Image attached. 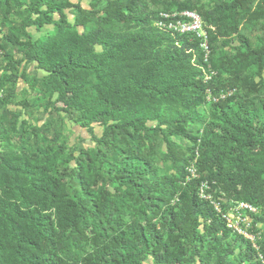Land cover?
I'll list each match as a JSON object with an SVG mask.
<instances>
[{
    "label": "trees",
    "instance_id": "1",
    "mask_svg": "<svg viewBox=\"0 0 264 264\" xmlns=\"http://www.w3.org/2000/svg\"><path fill=\"white\" fill-rule=\"evenodd\" d=\"M209 2L0 0L13 22L0 92L19 80L34 94L22 113L0 97V264H264V238L254 249L198 197L206 183L264 227V0ZM175 11L212 29L206 58L198 40L154 28ZM45 100L92 146L74 155L55 133L28 131L26 109Z\"/></svg>",
    "mask_w": 264,
    "mask_h": 264
},
{
    "label": "rangeland",
    "instance_id": "2",
    "mask_svg": "<svg viewBox=\"0 0 264 264\" xmlns=\"http://www.w3.org/2000/svg\"><path fill=\"white\" fill-rule=\"evenodd\" d=\"M194 1V0H193ZM72 4H80L84 8H88L91 5L92 0H69ZM200 4L206 5L207 3L211 4L209 0H199ZM150 9L153 11H161L160 6L150 3ZM67 13V12H66ZM199 15V14H198ZM200 16V15H199ZM68 20L72 21V17L67 14ZM13 25V22H3L0 17V43H2V37L7 34L8 29ZM52 31L51 27H44L39 33L34 30H30L33 39H37L39 37L44 36L45 34ZM228 39L234 41L233 36H228ZM231 45H236V42H232ZM12 52L14 59H18L17 55L10 49ZM2 52L0 50V77L3 75V68L5 67V61L1 57ZM20 70L23 71L27 77L37 76L38 78L42 77L44 74L40 71H35L33 67L28 66L26 64H22L20 66ZM262 77L264 78V71L262 73ZM255 82L258 79L254 80ZM11 95L9 99L10 105L8 107L9 111H19L22 113L25 108H22L19 105L22 101H31L34 98V94H30L28 91V87L23 84L21 81H17L15 86L10 84H6L2 92H0V97H6L7 95ZM54 100V97L51 101ZM47 100L39 102L35 107L27 108L25 116L22 118L29 125L28 131L31 128H37L38 130H44L47 132V137L50 138L51 134L55 133L58 135V138L61 142H64L68 146V150L74 152V155H77L79 149H84L86 147L92 146L90 141V135L82 129L74 126L68 118L64 116V114L57 111L60 108L59 105L55 106V110L49 108L46 112H44V107L46 106ZM93 133L97 136L100 134V128L95 127L93 129ZM162 152L163 149L158 150ZM250 229H252V234L255 235V241H259L264 238V227L260 225H253L252 221L250 225Z\"/></svg>",
    "mask_w": 264,
    "mask_h": 264
},
{
    "label": "built area",
    "instance_id": "3",
    "mask_svg": "<svg viewBox=\"0 0 264 264\" xmlns=\"http://www.w3.org/2000/svg\"><path fill=\"white\" fill-rule=\"evenodd\" d=\"M154 28L176 36H185L190 40L195 39L200 43V48L206 55L208 54L207 44V29L208 28L202 18L194 11H175V12H160L157 14L156 20L153 23ZM212 30V29H211ZM209 77H205L208 80ZM220 94L219 98H224L225 95ZM207 101L211 100L210 94L206 93ZM212 101H216L212 99ZM197 156V155H196ZM195 157L185 169L186 182L197 178ZM198 197L201 200L207 201L213 208L214 212L219 215L227 229L233 234L242 237L249 241L252 247L257 250L255 245V235L250 233L251 215L258 213V210L245 203H227L224 199L213 198L208 192L206 183L200 184L198 188ZM224 205L227 207L225 208Z\"/></svg>",
    "mask_w": 264,
    "mask_h": 264
}]
</instances>
